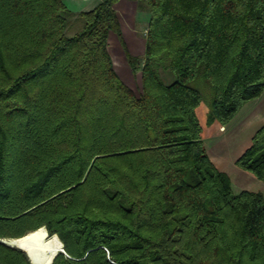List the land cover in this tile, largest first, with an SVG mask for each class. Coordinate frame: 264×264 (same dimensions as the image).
Masks as SVG:
<instances>
[{"label": "trees", "instance_id": "16d2710c", "mask_svg": "<svg viewBox=\"0 0 264 264\" xmlns=\"http://www.w3.org/2000/svg\"><path fill=\"white\" fill-rule=\"evenodd\" d=\"M118 1L0 0V238L40 227L56 241L42 264L61 242L50 264H264V193L234 192L203 145L264 91V0H133L148 12L140 56ZM234 164L264 182V124ZM26 256L0 242V264Z\"/></svg>", "mask_w": 264, "mask_h": 264}, {"label": "rangeland", "instance_id": "374dc122", "mask_svg": "<svg viewBox=\"0 0 264 264\" xmlns=\"http://www.w3.org/2000/svg\"><path fill=\"white\" fill-rule=\"evenodd\" d=\"M98 1L100 0H85L84 2L80 0H63L67 8L73 12L90 9ZM115 9L119 17L126 49L130 54L140 56L144 48L148 12L145 8H139L133 0H119L115 4ZM67 24L65 33L72 34L81 27V19L76 14L72 15L68 18ZM108 43L113 65L119 77L134 91L138 92L141 84L140 72L138 70L132 72L130 69L122 45L115 34L110 33ZM161 76L166 82L170 80V76L166 71L161 70ZM197 87L202 96L201 104L198 107V115L200 121L204 123L209 109V88H205L200 82H198ZM262 124H264V91L257 98L248 100L243 104L226 124L212 123L208 127V135L203 137V145L207 155L218 169L228 174L234 192L241 189H251L260 190L264 193V182L234 164L235 158L249 144L252 134ZM18 247L24 248L22 246ZM24 253H26L25 248Z\"/></svg>", "mask_w": 264, "mask_h": 264}, {"label": "bare ground", "instance_id": "6f19581e", "mask_svg": "<svg viewBox=\"0 0 264 264\" xmlns=\"http://www.w3.org/2000/svg\"><path fill=\"white\" fill-rule=\"evenodd\" d=\"M2 240L6 243L24 247L29 260L33 264H42L48 257L49 253L55 248L54 246L56 244L54 239L46 240L44 238L41 228L33 230L19 238ZM58 249L60 250V247Z\"/></svg>", "mask_w": 264, "mask_h": 264}, {"label": "water", "instance_id": "95a60500", "mask_svg": "<svg viewBox=\"0 0 264 264\" xmlns=\"http://www.w3.org/2000/svg\"><path fill=\"white\" fill-rule=\"evenodd\" d=\"M20 237H22V236H20ZM17 238H19V237H17ZM0 242L3 243V244H5V245H7V246L18 247L17 245H13V244H10V243H6V242L3 241L1 238H0ZM18 248H20L21 250H23L21 247H18ZM23 251H24V250H23ZM58 252H63V253H64V250H63V247H62V242H61L60 250L55 251V253L52 255V257H51V259H50V261H49L48 264H50V263L52 262V259L54 258V256H55ZM27 258H28V257H27ZM28 259H29V258H28ZM29 261H30V260H29ZM30 263H31V261H30ZM31 264H33V263H31Z\"/></svg>", "mask_w": 264, "mask_h": 264}, {"label": "crops", "instance_id": "0c3cea01", "mask_svg": "<svg viewBox=\"0 0 264 264\" xmlns=\"http://www.w3.org/2000/svg\"><path fill=\"white\" fill-rule=\"evenodd\" d=\"M80 1H81V2H84L85 0H80ZM98 2H99V1H98ZM98 2H97V3H98ZM95 4H96V3H95ZM95 4H94V5H95ZM94 5H93V6H94ZM93 6H92V7H93ZM92 7H91V8H92ZM87 10H88V9H87ZM79 11H81V10H79Z\"/></svg>", "mask_w": 264, "mask_h": 264}]
</instances>
